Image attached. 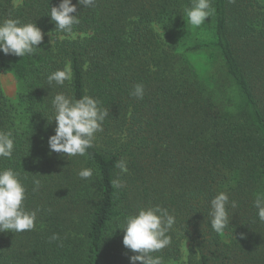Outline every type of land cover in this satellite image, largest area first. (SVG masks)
<instances>
[{
    "label": "trees",
    "instance_id": "obj_1",
    "mask_svg": "<svg viewBox=\"0 0 264 264\" xmlns=\"http://www.w3.org/2000/svg\"><path fill=\"white\" fill-rule=\"evenodd\" d=\"M59 3L0 0V21L35 22L45 33L33 56L0 52V76L16 83L11 101L0 82V131L15 138L0 168L20 173L27 208L39 209L34 230L0 232V264H130L135 253L117 227L157 204L176 216L171 245L154 254L164 264L179 260L181 240L192 245L185 264H264V222L253 206L264 193V0H212L215 14L202 25L208 38L191 42L184 14L191 0L78 6L75 39L47 16ZM66 63L72 80L49 87L47 75ZM137 83L143 99L130 95ZM58 92L92 96L108 109L84 157L49 150L55 121L45 117ZM121 159L127 173L114 166ZM85 167L90 180L77 175ZM117 178L124 187L112 186ZM220 191L238 206L218 234L209 211ZM53 233L60 240L51 241Z\"/></svg>",
    "mask_w": 264,
    "mask_h": 264
},
{
    "label": "clouds",
    "instance_id": "obj_2",
    "mask_svg": "<svg viewBox=\"0 0 264 264\" xmlns=\"http://www.w3.org/2000/svg\"><path fill=\"white\" fill-rule=\"evenodd\" d=\"M234 3L235 0H229ZM97 0H60L57 6L50 8L51 22L55 30L75 39V27L80 24L78 6L95 8ZM186 24L192 28L201 27L206 18L215 14L212 0H191L189 7L184 9ZM45 33L35 22H22L20 19H4L0 21V52L4 55L17 57L33 56L41 48ZM50 35V33H49ZM51 36V35H50ZM52 40L50 41V43ZM73 71L70 63L62 69H57L47 75L49 87H63L66 81H71ZM130 95L143 99L145 87L142 83L133 86ZM108 109L101 102L89 95L80 98L58 92L51 101V115L45 117L49 124L55 121L54 134L48 137L50 152L66 154L67 158L84 157L88 149L94 146L96 134L103 131V124L108 116ZM15 150V138L11 131H0V158L11 159ZM121 173H127V162L124 159L115 162ZM77 175L80 179L90 180L93 177L92 168H82ZM33 192L39 191L41 181L33 179ZM115 188L124 187L120 179H113ZM27 188L19 172L11 167L0 168V232L11 231L23 233L36 227L39 209H29L26 206ZM237 201L230 200L226 191L218 192L210 200L209 216L211 228L216 233H223L230 224L229 209H235ZM253 206L257 210L260 222H264V193L255 195ZM176 224V216L168 208L160 205L141 207L135 213L126 215L117 229L123 232V246L134 255L129 256L130 264H164L163 258L154 255L172 243V235ZM51 241L60 240L53 233ZM62 246V245H61Z\"/></svg>",
    "mask_w": 264,
    "mask_h": 264
},
{
    "label": "rangeland",
    "instance_id": "obj_3",
    "mask_svg": "<svg viewBox=\"0 0 264 264\" xmlns=\"http://www.w3.org/2000/svg\"><path fill=\"white\" fill-rule=\"evenodd\" d=\"M192 28V27H191ZM189 29V27H188ZM202 36L203 38H208V30L207 27L203 28L202 26L199 28H192L191 34L186 35L185 40L188 42H191L192 38L194 36ZM0 82H1V87L3 89L4 94L6 97L14 101L15 96H16V83L11 75H1L0 76ZM192 245L189 241L187 240H181L180 241V258L178 261H169L167 264H185L188 259L189 251L191 249Z\"/></svg>",
    "mask_w": 264,
    "mask_h": 264
}]
</instances>
